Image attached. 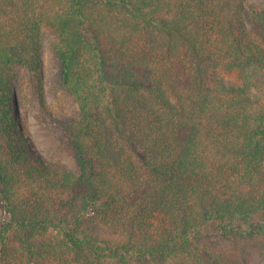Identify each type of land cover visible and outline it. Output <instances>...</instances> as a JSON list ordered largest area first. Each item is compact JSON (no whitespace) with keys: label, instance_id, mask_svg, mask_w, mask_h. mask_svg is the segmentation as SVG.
Here are the masks:
<instances>
[{"label":"trees","instance_id":"16d2710c","mask_svg":"<svg viewBox=\"0 0 264 264\" xmlns=\"http://www.w3.org/2000/svg\"><path fill=\"white\" fill-rule=\"evenodd\" d=\"M251 11L246 32L243 0H0V264H264V7ZM44 33L79 112L51 119L76 175L41 162L10 116L22 69L44 108Z\"/></svg>","mask_w":264,"mask_h":264},{"label":"rangeland","instance_id":"374dc122","mask_svg":"<svg viewBox=\"0 0 264 264\" xmlns=\"http://www.w3.org/2000/svg\"><path fill=\"white\" fill-rule=\"evenodd\" d=\"M263 0H243L244 29L249 32L251 29L249 17L252 9L262 10ZM56 42V36L44 33L40 49V81L44 90V108L41 109L34 85L27 70L18 71L12 85V102L10 116L18 123V135L24 136V142L31 152L41 162L60 163L71 173L77 174L78 168L71 156L62 145L66 140V134L51 121L52 118L78 120L79 112L67 91L59 85L58 69L59 63L53 58L50 45ZM224 83L228 86L237 84L235 72L226 73L223 77ZM259 104H263V99ZM3 212L0 210V222ZM244 264H253L247 257Z\"/></svg>","mask_w":264,"mask_h":264}]
</instances>
